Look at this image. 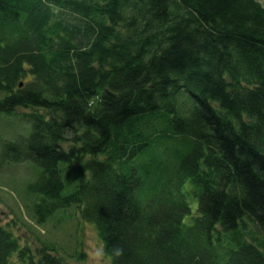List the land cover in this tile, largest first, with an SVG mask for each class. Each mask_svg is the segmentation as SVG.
<instances>
[{
	"label": "trees",
	"instance_id": "obj_1",
	"mask_svg": "<svg viewBox=\"0 0 264 264\" xmlns=\"http://www.w3.org/2000/svg\"><path fill=\"white\" fill-rule=\"evenodd\" d=\"M0 116L38 225L90 223L108 264H264L259 0H0ZM11 226L0 264H62Z\"/></svg>",
	"mask_w": 264,
	"mask_h": 264
},
{
	"label": "rangeland",
	"instance_id": "obj_2",
	"mask_svg": "<svg viewBox=\"0 0 264 264\" xmlns=\"http://www.w3.org/2000/svg\"><path fill=\"white\" fill-rule=\"evenodd\" d=\"M259 1L264 4V0ZM16 111L22 112L24 109L17 108ZM7 118L8 120H0V137L12 140L17 135L16 127L20 128L21 120L8 116ZM24 131L21 126V133ZM31 173L27 162L6 165L0 171V224L9 222L15 235L21 237L22 241L28 243L32 249L40 246L36 238L47 242L53 241L57 247L53 254L62 260V264H108L109 261L103 253L101 242L90 223L77 222L75 215L68 217L73 221L65 220L67 218L65 212L59 215L54 213L42 225L35 222L34 217L30 215L32 211L30 196H26L25 191L20 189ZM68 191L70 190L66 189L65 192ZM71 210L74 209L71 208ZM74 223H78L80 228ZM77 240L78 245L80 244L85 252V261L77 260L74 256L68 255L69 252L66 251L74 247L73 244Z\"/></svg>",
	"mask_w": 264,
	"mask_h": 264
},
{
	"label": "clouds",
	"instance_id": "obj_3",
	"mask_svg": "<svg viewBox=\"0 0 264 264\" xmlns=\"http://www.w3.org/2000/svg\"><path fill=\"white\" fill-rule=\"evenodd\" d=\"M121 249L120 248H115L114 249V255L118 256L120 255Z\"/></svg>",
	"mask_w": 264,
	"mask_h": 264
}]
</instances>
